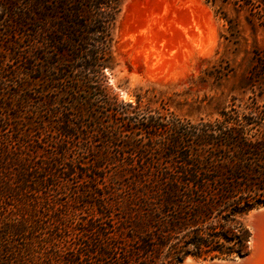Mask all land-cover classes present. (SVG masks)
I'll use <instances>...</instances> for the list:
<instances>
[{"label": "trees", "instance_id": "trees-1", "mask_svg": "<svg viewBox=\"0 0 264 264\" xmlns=\"http://www.w3.org/2000/svg\"><path fill=\"white\" fill-rule=\"evenodd\" d=\"M221 1L252 12L264 5ZM26 2L21 12L11 1L3 7L15 14V28L28 39L27 76L61 93L62 108L70 111L71 103L79 118L64 115L57 127L63 141L41 153L31 130L15 140L8 136L14 107L3 103L0 84V264H181L189 254L221 258L244 252L250 232L241 217L264 204V109L222 110L221 118L195 124L143 110L139 97L135 104L119 100L107 88L104 70L112 63L122 0ZM84 123L99 127L104 141L122 152L120 161L140 176L135 213L123 210L107 184L97 186L102 170L67 158L68 139ZM150 155L171 165L147 179L135 161L140 167ZM76 178L83 189L66 204L59 202L67 189L63 180ZM147 198L158 209L145 204ZM79 199L92 211L84 221L75 217Z\"/></svg>", "mask_w": 264, "mask_h": 264}, {"label": "rangeland", "instance_id": "rangeland-1", "mask_svg": "<svg viewBox=\"0 0 264 264\" xmlns=\"http://www.w3.org/2000/svg\"><path fill=\"white\" fill-rule=\"evenodd\" d=\"M8 1L21 12L27 0H0V84L4 86L3 103L14 107L10 109L8 136L15 140L25 130H31L33 138L43 146L39 152L46 153L63 141L57 127L64 115L71 113L73 119L79 116L71 103H66L70 111L62 108L58 100L61 93L49 92L41 81L27 76L24 58L28 39L15 28V14L5 12L3 6ZM200 2L210 15L198 11L189 0H122L113 30L112 63L104 70L105 84L119 100L135 104L139 97L143 110H156L167 119L179 117L195 124L202 119L221 118L222 110L242 114L252 108L264 109V5L252 12L231 1ZM51 97L56 100L49 102ZM81 109L84 111L85 107ZM87 115L84 111L83 116L90 118ZM108 124L117 126L112 120ZM84 127L76 128L75 136L68 139L67 158L73 157L81 166L102 170L104 178L97 180V186L107 184L113 191L108 194L120 200L123 210L135 213V202L139 200L135 193L140 194L136 185H143L140 176L134 173L132 165L120 161L122 152L104 141L97 131L99 127L89 128L86 123ZM135 163L137 169L147 173V179L153 177L152 172L171 165L155 155L146 157L140 167L137 160ZM63 182L67 189L60 191L59 202L66 204L84 184L82 178ZM94 183H90L92 188ZM145 204L153 210L159 206L153 199ZM76 205L79 208L76 219H89L92 212L89 204L79 199ZM249 212L241 217L250 232L244 252L221 258L187 256L200 262L239 259L250 252ZM187 256L181 264H186Z\"/></svg>", "mask_w": 264, "mask_h": 264}, {"label": "water", "instance_id": "water-1", "mask_svg": "<svg viewBox=\"0 0 264 264\" xmlns=\"http://www.w3.org/2000/svg\"><path fill=\"white\" fill-rule=\"evenodd\" d=\"M247 224L251 229L250 252L243 256H239V259L203 260L200 261V264H264V204L249 212L247 216ZM253 240L255 243L252 248ZM187 258L188 256L184 259L186 264H188Z\"/></svg>", "mask_w": 264, "mask_h": 264}, {"label": "bare ground", "instance_id": "bare-ground-1", "mask_svg": "<svg viewBox=\"0 0 264 264\" xmlns=\"http://www.w3.org/2000/svg\"><path fill=\"white\" fill-rule=\"evenodd\" d=\"M189 2L198 10L201 12H204L208 15H210L209 10L202 5V3L200 2V0H189ZM255 241L253 240L252 242V248L254 246ZM187 262H190V264H200L201 262L196 261L192 256H188L187 258Z\"/></svg>", "mask_w": 264, "mask_h": 264}]
</instances>
